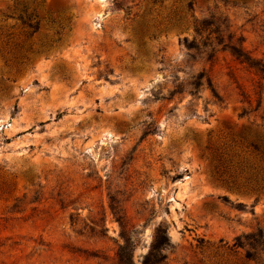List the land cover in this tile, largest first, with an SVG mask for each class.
<instances>
[{"label":"rangeland","instance_id":"obj_1","mask_svg":"<svg viewBox=\"0 0 264 264\" xmlns=\"http://www.w3.org/2000/svg\"><path fill=\"white\" fill-rule=\"evenodd\" d=\"M255 148L264 0H0V264H264Z\"/></svg>","mask_w":264,"mask_h":264},{"label":"trees","instance_id":"obj_2","mask_svg":"<svg viewBox=\"0 0 264 264\" xmlns=\"http://www.w3.org/2000/svg\"><path fill=\"white\" fill-rule=\"evenodd\" d=\"M193 4L190 2L188 4V7L191 9ZM26 27L30 30V35H34L38 31V22H32L31 20H28V23H24ZM9 37V36H8ZM7 43V42H6ZM256 152H259V154L262 156V162H264V151L260 152L257 148L254 149ZM264 164V163H263ZM259 175L254 176V181L257 183V189L256 192L263 193L264 194V165L262 168H259ZM250 247H258L260 249V252L264 255V231L259 229L257 233L248 234L238 239L237 243L235 244V247L237 248H243L245 246ZM246 259L249 261H255L253 259V255L251 253H248L246 256ZM256 262V261H255ZM144 264H150V261L148 258H145ZM261 264V263H257Z\"/></svg>","mask_w":264,"mask_h":264}]
</instances>
